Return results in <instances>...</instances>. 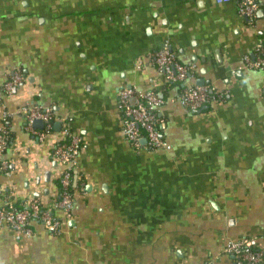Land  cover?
I'll use <instances>...</instances> for the list:
<instances>
[{
    "label": "crops",
    "instance_id": "1",
    "mask_svg": "<svg viewBox=\"0 0 264 264\" xmlns=\"http://www.w3.org/2000/svg\"><path fill=\"white\" fill-rule=\"evenodd\" d=\"M255 1L248 20L240 0H0L8 200L57 199L64 166L53 147L65 126L81 139L70 220L55 211L58 235L35 222L29 237L1 227L0 264H234L224 246L243 238L264 250V72L243 64L264 46V0ZM163 44L193 66L184 83L166 86L152 64ZM186 86L221 97L187 110ZM128 87L163 98L169 151L125 139L117 91ZM31 106L53 109L43 140V123L21 113Z\"/></svg>",
    "mask_w": 264,
    "mask_h": 264
},
{
    "label": "built area",
    "instance_id": "2",
    "mask_svg": "<svg viewBox=\"0 0 264 264\" xmlns=\"http://www.w3.org/2000/svg\"><path fill=\"white\" fill-rule=\"evenodd\" d=\"M217 3H225L229 0H215ZM255 0H240L238 13L251 20L257 10ZM152 64L161 72L165 84L184 83L193 66L181 64L170 48L163 44L152 54ZM243 64L251 70L264 72V46L258 45L256 56L249 60L243 57ZM22 76L16 72L8 81L2 84V91L6 94L20 83ZM220 95H208V87L186 86L181 90L178 98L180 104L187 110H196L220 99ZM118 110L120 112L122 132L125 139L135 149L149 151H169L171 146L167 144L157 130L158 120L156 110L162 104V98L152 91L136 92L132 88H121L117 91ZM133 100V101H132ZM27 123L39 120L43 123V130L37 132V138L43 140L49 133L53 119V109L39 106H31L21 110ZM8 130L5 125H0V173L9 175L8 162L3 158L4 150L8 142ZM81 139L72 133L67 126L61 131V141L53 147V159L64 166L59 175V194L57 199L49 205H42L38 200L31 199L20 206L13 205L8 199L6 187L0 185V198L4 203L0 206V228L7 227L22 236L32 235L31 223L41 225L47 232L58 235L61 231V221L55 211L60 210L69 221L73 209V195L71 190V172L74 168V160L78 154ZM225 254L233 258L234 264H264V250L259 248L254 238H243L237 241L227 242L224 246Z\"/></svg>",
    "mask_w": 264,
    "mask_h": 264
},
{
    "label": "trees",
    "instance_id": "3",
    "mask_svg": "<svg viewBox=\"0 0 264 264\" xmlns=\"http://www.w3.org/2000/svg\"><path fill=\"white\" fill-rule=\"evenodd\" d=\"M173 85H175V84H166V86H173ZM208 95L210 96H212V95H217V93L216 92H214L213 90H211L210 88H208ZM223 97V96H222ZM163 99V98H162ZM156 116V118H157V120H158V117H157V114L155 115ZM3 125H5L4 124V122H3ZM51 129H53V125H51L50 126V130ZM157 130L160 132V134H161V128H160V124H159V122L157 123ZM71 180H72V177H71Z\"/></svg>",
    "mask_w": 264,
    "mask_h": 264
},
{
    "label": "water",
    "instance_id": "4",
    "mask_svg": "<svg viewBox=\"0 0 264 264\" xmlns=\"http://www.w3.org/2000/svg\"><path fill=\"white\" fill-rule=\"evenodd\" d=\"M133 101V100H132ZM33 126H42V122L41 121H39V120H34V121H32V123H31Z\"/></svg>",
    "mask_w": 264,
    "mask_h": 264
}]
</instances>
